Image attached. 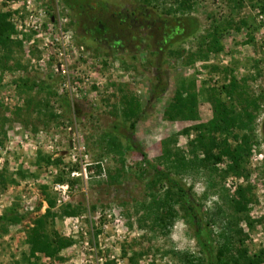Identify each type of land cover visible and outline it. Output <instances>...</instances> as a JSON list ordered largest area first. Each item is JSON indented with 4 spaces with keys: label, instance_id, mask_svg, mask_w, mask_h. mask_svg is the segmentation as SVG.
Listing matches in <instances>:
<instances>
[{
    "label": "rangeland",
    "instance_id": "1",
    "mask_svg": "<svg viewBox=\"0 0 264 264\" xmlns=\"http://www.w3.org/2000/svg\"><path fill=\"white\" fill-rule=\"evenodd\" d=\"M179 1L91 0L77 13L61 0H0V11L12 14L13 40L21 43L12 47L8 67L0 68V117L8 118L0 121V216L8 210L22 216L17 223L0 221V264L27 257V230L46 213L48 198L57 225L52 228L45 217L50 255L32 258L37 264H187L184 253L201 255L183 212L165 229L153 220L155 211L143 208L152 193L162 196L164 189L148 188V178H140L145 166L139 152L125 147L122 164L102 140L119 126L116 135L127 145L131 132L121 115V95L132 94L144 111L133 139L150 160L163 168L157 159L174 135L170 147L191 158L188 141L195 132L182 130L195 122L165 120L164 108L178 83L193 79L200 120L207 121L212 115L207 90L231 76L258 105L251 129L235 130L252 137L245 169L225 174L222 158L216 170L192 167L181 179L204 216L220 206L232 217L229 199L236 187L251 186V202L237 228L249 255L264 253V19L257 18L259 13L264 18V0H189L192 8L184 12L175 11ZM187 16L195 22L193 33L190 21L181 19ZM216 28L222 49L208 51ZM23 79L35 86L20 88ZM158 82L163 92L148 101ZM39 152L50 162L39 164ZM55 184L67 185L65 193ZM65 205L75 214L63 213ZM52 229L70 244L59 250Z\"/></svg>",
    "mask_w": 264,
    "mask_h": 264
},
{
    "label": "trees",
    "instance_id": "2",
    "mask_svg": "<svg viewBox=\"0 0 264 264\" xmlns=\"http://www.w3.org/2000/svg\"><path fill=\"white\" fill-rule=\"evenodd\" d=\"M63 4L72 11L82 12L91 4V0H61ZM189 0H180L175 11L185 10L190 11L192 8ZM102 7L105 4L99 1ZM264 8V4L262 5ZM11 13L9 11H0V68L8 67L11 50L13 46H20V41L13 40V35L16 33L14 23L10 20ZM186 21L187 29L190 33L195 31V22L191 17H181ZM222 49L218 38V28L211 34L208 51H216ZM9 54V55H8ZM205 56V55H204ZM19 66V64H17ZM217 69V66H213ZM20 88L31 90L35 84L28 80H22L18 85ZM41 89L43 87H40ZM164 90V85L159 83L153 86L150 90L151 97L158 98ZM208 99L212 105V115L207 121L200 120L198 92L196 90V82L193 79H182L175 87L174 93L170 102L165 106L163 117L168 121H192L195 122L192 128L185 127L182 133L189 134L193 129L195 135L188 141L189 152L191 158L185 157L180 149H172L170 145L175 142L176 135L170 136L167 139V148L165 153L158 157L157 161L164 166L159 168V165L153 163L148 157L147 152L141 145L133 139V132L138 123V119L143 115L144 111L142 103L134 95L127 93L122 94L121 115L127 123V128L130 130L129 137L125 136L127 145L125 146L119 137L116 135L117 130L122 127L114 126L113 133H107L103 136L102 143L108 153H116L119 159L122 160L125 147L128 150H136L142 157L144 169L139 170L140 178H148L147 186L155 189L156 186H161L164 193L160 196L158 193L151 194V200L148 205L144 206L147 211H155L152 214L153 220L161 224L163 228H168L173 225L174 220L179 216V212H183L186 219L194 227L195 238L201 250V255L192 253H184L187 264H262L264 262V253L248 254L246 248L242 247L243 239L240 237L241 229L237 228L239 214H246L247 206L251 202L252 187L237 186L235 189V197L229 199V206L233 211L232 217L225 214L222 207L217 206L215 213L208 216L203 215V209L199 203L190 198L188 190L182 183L181 177L187 174L192 167L200 169L201 167H210L213 171L216 170L215 164L222 158L227 159L224 168L225 174H242L251 149L250 133H238L235 130L251 129V125L255 119L253 109H258L257 100L252 99L243 91V85L238 83V80L231 76L228 82H224L218 87H211ZM223 95L226 97H223ZM29 104L28 101L26 105ZM237 105L240 106L239 111ZM43 106L49 108L48 103ZM43 106H37V110L41 111ZM68 109L72 107L71 103L66 101ZM50 117H56L55 113L49 111ZM8 118L0 117L3 123ZM124 127V128H126ZM232 138V142L230 141ZM199 153H203V157H199ZM37 162H50L49 157L44 159L39 152L37 154ZM122 160V164H123ZM124 167V166H123ZM140 168V166H139ZM150 177V179H149ZM3 175L0 173V182ZM58 182H63L61 178ZM74 184V180L70 181ZM159 188V189H160ZM158 192V191H157ZM48 207L44 215H39L33 220V226L27 230L26 242L29 246V253L23 262L17 264H37L31 261L32 258H37L38 254L44 253L50 255V244L45 236L44 224L45 217L50 216V224L56 226V215L51 209L54 206L53 201L48 198ZM63 213L75 214V209L70 205L62 207ZM180 210V211H179ZM147 217V216H146ZM235 217V222L233 221ZM216 218L218 219L216 221ZM248 219V216L245 217ZM22 216L18 213L6 211L0 216V221L5 224L17 223L21 221ZM218 223L219 230L216 234L213 232L214 224ZM249 225L252 222L248 221ZM51 233L54 237L55 244L60 250L70 244L68 238L60 237L57 230L52 229ZM236 235H238L236 239ZM236 239V241H234Z\"/></svg>",
    "mask_w": 264,
    "mask_h": 264
},
{
    "label": "built area",
    "instance_id": "3",
    "mask_svg": "<svg viewBox=\"0 0 264 264\" xmlns=\"http://www.w3.org/2000/svg\"><path fill=\"white\" fill-rule=\"evenodd\" d=\"M257 18H259V19H264L263 18V15L262 14H258V16H257ZM67 187V185H62V184H55V186H54V189L56 190V191H58V192H61V193H65V188Z\"/></svg>",
    "mask_w": 264,
    "mask_h": 264
},
{
    "label": "flooded vegetation",
    "instance_id": "4",
    "mask_svg": "<svg viewBox=\"0 0 264 264\" xmlns=\"http://www.w3.org/2000/svg\"><path fill=\"white\" fill-rule=\"evenodd\" d=\"M88 20H93V19H88Z\"/></svg>",
    "mask_w": 264,
    "mask_h": 264
}]
</instances>
